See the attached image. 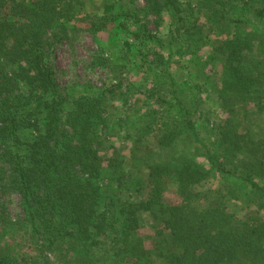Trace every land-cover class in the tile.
Here are the masks:
<instances>
[{"label":"trees","instance_id":"16d2710c","mask_svg":"<svg viewBox=\"0 0 264 264\" xmlns=\"http://www.w3.org/2000/svg\"><path fill=\"white\" fill-rule=\"evenodd\" d=\"M76 1L80 9L84 1ZM133 1L121 0L112 18L135 20L140 10L160 18L167 7L170 26L191 45L197 41L191 42L194 34L200 33L198 39L217 36L211 51L214 56L222 52L224 58L217 78L207 86L214 88L228 116L215 126L217 140L200 139L196 145V155L202 154L210 167L186 153L161 157V150L171 152L174 129L197 139L173 74L169 88H158L155 82L145 92L171 103L164 99L168 93L175 106L173 116L162 123L147 111L138 128L158 134V150L152 147L125 158L113 148L104 152L111 147L102 134L109 101L116 92L126 96L129 86L117 79L71 95L57 83L53 44L66 35L75 0H0V192L17 194L22 215L10 227L35 236L43 257L62 233L90 247L112 231L111 264H264V217H239L220 192L208 198L191 188L216 170L240 180L250 192L264 194V139L253 138L233 116L242 110L247 118L250 104L264 112V0H145L144 9ZM114 4L104 1L102 7L106 12ZM102 18L83 17L93 30L111 16ZM124 26L139 50L150 47L147 37H155L149 30ZM148 51L152 58H144L145 66L166 74L162 52ZM92 64L105 63L97 57ZM136 140L140 143V136ZM229 157H236L230 165L225 161ZM173 183L179 200L171 203L166 194ZM3 207L4 202L1 212ZM146 210L168 232L148 248L134 233L138 215ZM0 264L19 262L6 249L0 252ZM39 264L47 263L43 259Z\"/></svg>","mask_w":264,"mask_h":264},{"label":"rangeland","instance_id":"374dc122","mask_svg":"<svg viewBox=\"0 0 264 264\" xmlns=\"http://www.w3.org/2000/svg\"><path fill=\"white\" fill-rule=\"evenodd\" d=\"M83 1L84 5L79 7L80 11L79 4L75 0L76 5L73 7L75 16L67 23L69 25H66V35L53 44L52 61L56 81L66 94L77 95L96 86L102 87L106 83L115 82L117 79H122L123 85L129 86V90H124L127 93L126 96H120L116 92L109 101L110 107L106 109V125L102 134L107 145L111 147L104 152L110 153L113 148L116 155H124L123 158H125L135 152L137 155L147 153L152 147L158 150L154 145L158 134L155 132L152 134L150 130L143 133L147 128H138L144 125H142L143 119L144 122L147 120L145 116L147 111H152L151 117L162 123L166 117L173 116L175 106L172 105L173 100L168 93L164 95V99L171 103H160L155 98L146 96L145 92L150 90L155 82L158 88L162 85L169 88V81L174 75L197 130V139L189 138L185 133L174 129L171 152L165 148L160 151L161 157L165 158L169 153L173 155L186 153L193 155L205 167H210L202 154L196 155L198 152L196 145L200 139L211 140V142L217 140L215 126L228 116L214 88L207 86L209 79L217 78L221 59L224 58L222 52H216V56L212 54V42L217 39L216 34L209 33L201 39H198L202 37L200 33L194 34L191 42L196 38L197 41L192 42L191 45L189 39H186L182 33H176L170 26L167 7L161 10L160 18L153 13L144 15V12L140 10L135 20H129L127 17V20H124L123 15L112 18L121 0ZM104 1L112 2V4L116 2V4L110 11L105 12L102 7ZM191 2L195 3L197 0H191ZM133 4L140 9H144L143 6L146 5L145 0H134ZM86 14L93 15L95 18L101 17L102 22L105 14L110 15L111 18H107L99 29L93 30L83 19ZM125 23L130 25V30H133L134 26L149 30V33L155 37H147L150 47L146 45L142 47V51L139 50L132 33L130 38L124 33ZM149 48L162 52L164 61L167 62L166 74L145 66L148 61L144 58H152ZM97 57L105 64L91 65V61ZM119 62L125 65H120ZM253 107L252 104L249 105L247 118L243 117L242 110L234 111L233 116L239 120L240 127L249 128L252 131L253 138L264 139V112L257 111ZM169 126L174 127V123L170 121ZM139 136L140 143L136 140ZM234 158L236 157H229L225 161L230 165L231 159ZM255 179L263 182L258 178ZM191 188L200 191L201 194L204 191V196L208 198L216 195L217 191L220 192L225 198V203L239 217L256 216L257 213L264 217V194L250 192L249 187L240 180L224 176L219 171L210 170L200 183ZM211 190L212 193H205ZM166 198L171 203L179 200L175 183L169 185ZM2 202H4V210L1 212L2 208H0L2 213L0 214V252L8 249L17 258L19 264H39V261L43 259L47 264L112 263L113 256L108 251H112V238L115 232L108 231V239L105 238L98 244L93 243L90 247H85L81 239L75 235L62 233L55 239L50 251L44 252L45 257H43L42 253L37 251L38 243L35 236L10 227V224L22 217L17 194L0 192V203ZM137 219L138 227L134 233L142 239L147 248L153 245V240L159 239L163 233H168L167 230L162 229L161 223L150 210L142 211ZM159 229H162L160 235L156 234V230Z\"/></svg>","mask_w":264,"mask_h":264}]
</instances>
